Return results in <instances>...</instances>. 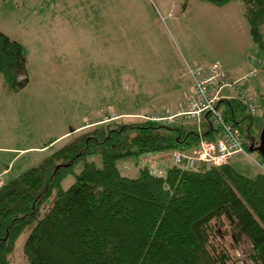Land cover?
<instances>
[{"label":"trees","instance_id":"obj_1","mask_svg":"<svg viewBox=\"0 0 264 264\" xmlns=\"http://www.w3.org/2000/svg\"><path fill=\"white\" fill-rule=\"evenodd\" d=\"M181 1L188 9L191 0ZM198 1L216 7L240 3L253 42L264 46V0ZM2 31L0 74L10 91H19L30 81L28 54L20 41ZM218 109L240 132L246 150L258 152L264 118L255 134L254 119L237 98L221 99ZM170 114L147 115L134 123L101 120L78 132L73 129L75 137L38 166L2 182L0 264H12L17 241L27 231L26 264H228L230 258L213 257L209 251L217 232L213 221L223 218L244 245L242 257L248 262H236L264 264V173L247 177L230 161L220 166L201 161L192 168L185 159L175 164V153L194 156L202 140L217 141L218 135L209 115H204L205 130L201 125L198 132H188L174 125L178 119L163 120ZM246 120L250 124L244 129ZM167 151L172 156L165 171L155 172L147 164L138 177L129 178L117 165ZM95 154L101 166L87 161ZM81 160L85 163L75 183L64 189L63 181Z\"/></svg>","mask_w":264,"mask_h":264},{"label":"rangeland","instance_id":"obj_2","mask_svg":"<svg viewBox=\"0 0 264 264\" xmlns=\"http://www.w3.org/2000/svg\"><path fill=\"white\" fill-rule=\"evenodd\" d=\"M0 28L25 46L30 79L24 89L10 91L0 74V170L10 167L0 186L71 141L73 129L101 120L134 123L147 115H178L193 88L189 66L219 63L238 76L251 71L256 60L261 74L246 88L264 109V46L253 42L238 2L216 7L191 0L184 9L181 0H0ZM223 93L235 95L228 89ZM261 119L253 120L252 133ZM201 123L205 130L204 116ZM249 124L246 120L242 126ZM174 125L200 130L197 122L183 117ZM248 154L230 163L252 178L263 172L256 164L263 159L257 152ZM171 156L167 151L117 165L124 176L136 178L147 164L155 172L165 171ZM87 161L102 165L98 154ZM84 163L75 164L64 189L75 183ZM212 227L217 232L210 240L211 255L227 256L228 264L243 260L244 245L235 240L229 222L223 218ZM28 235L17 241L12 264H26Z\"/></svg>","mask_w":264,"mask_h":264},{"label":"built area","instance_id":"obj_3","mask_svg":"<svg viewBox=\"0 0 264 264\" xmlns=\"http://www.w3.org/2000/svg\"><path fill=\"white\" fill-rule=\"evenodd\" d=\"M251 63L255 67L238 79L232 78L219 63L209 66L198 64L188 67L193 88L186 98L184 109L178 115H169L163 120L173 123L179 117H185L197 122L200 127L203 116L209 115L218 139L217 141L202 140L200 148L194 151V156L175 153V164L185 159L188 161L189 168L201 161L220 166L227 164L236 155L250 156L244 146L240 132L223 118L218 109V102L221 99L233 98L230 97L229 93H223L228 89L235 94V98L242 103L253 119L262 117L261 109L256 105L253 95L248 93L246 88L260 73L256 60ZM158 120L161 119L158 118ZM256 164L264 171L263 160H257Z\"/></svg>","mask_w":264,"mask_h":264},{"label":"crops","instance_id":"obj_4","mask_svg":"<svg viewBox=\"0 0 264 264\" xmlns=\"http://www.w3.org/2000/svg\"><path fill=\"white\" fill-rule=\"evenodd\" d=\"M32 1H37V0H32ZM198 65V64H197ZM201 65H203V64H201ZM210 65V64H209ZM204 66H207V65H204ZM228 73V72H227ZM248 72H246L245 74H241V75H238V76H232V75H230L229 73V75L232 77V78H234V79H238V78H241L242 76H244V75H246ZM260 74H261V71H260V73H259V75H258V77L260 76ZM257 77V78H258ZM256 78V79H257ZM190 84H191V81H190ZM264 85V84H263ZM262 116L264 117V112L262 113ZM64 136H66V134L65 135H63V136H60L59 137V139L60 138H62V137H64ZM56 141H57V139H56ZM55 141V142H56ZM51 143H53V142H51ZM29 149H32V148H29ZM29 149H26V150H22V151H27V150H29ZM43 149V148H42ZM5 167V166H4ZM9 169H10V167H5V169L4 168H2L1 170H0V179L2 178L3 179V177H5L6 175H8L10 172H9ZM7 180H4L3 181V184L6 182Z\"/></svg>","mask_w":264,"mask_h":264},{"label":"water","instance_id":"obj_5","mask_svg":"<svg viewBox=\"0 0 264 264\" xmlns=\"http://www.w3.org/2000/svg\"><path fill=\"white\" fill-rule=\"evenodd\" d=\"M259 137H260V143H259V147L257 148V151L259 152V154L262 156L264 160V125L262 127Z\"/></svg>","mask_w":264,"mask_h":264},{"label":"bare ground","instance_id":"obj_6","mask_svg":"<svg viewBox=\"0 0 264 264\" xmlns=\"http://www.w3.org/2000/svg\"><path fill=\"white\" fill-rule=\"evenodd\" d=\"M258 153V152H257Z\"/></svg>","mask_w":264,"mask_h":264}]
</instances>
